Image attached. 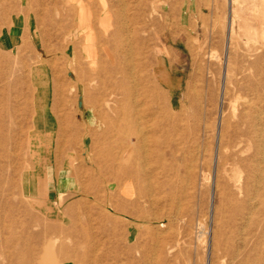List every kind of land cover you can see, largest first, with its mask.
<instances>
[{
  "label": "rangeland",
  "instance_id": "374dc122",
  "mask_svg": "<svg viewBox=\"0 0 264 264\" xmlns=\"http://www.w3.org/2000/svg\"><path fill=\"white\" fill-rule=\"evenodd\" d=\"M2 67L0 264H261L264 0H0Z\"/></svg>",
  "mask_w": 264,
  "mask_h": 264
},
{
  "label": "bare ground",
  "instance_id": "6f19581e",
  "mask_svg": "<svg viewBox=\"0 0 264 264\" xmlns=\"http://www.w3.org/2000/svg\"><path fill=\"white\" fill-rule=\"evenodd\" d=\"M109 12V11H108ZM124 19V18H123ZM126 19H127V17H126ZM124 22V21H123ZM234 22H235V20H234V18L233 19H231L230 20V32H233V30H234ZM126 24V23H125ZM86 26H87V21H85V20H83L82 21V23H81V25H80V27L79 28H82V27H85L86 28ZM129 30V29H128ZM127 31V30H126ZM131 33V32H130ZM75 34V33H74ZM129 37V36H128ZM129 39V38H128ZM88 40V45H87V47H89L90 49H92V52L94 53V47H93V45H92V43L89 41V39H87ZM128 42V41H127ZM128 44H130V43H128ZM130 48V47H129ZM106 50V52L108 51V53H109V56H110V59L112 60V63H110V66L108 67V68H102L103 70V72L104 71H106V73H105V75H108V76H110L111 77V86H112V89H122L124 92V95H126L127 94V97H129V95H130V92H129V88H128V86H127V83L129 82V80H130V78H131V70H129V67H128V63L126 62L127 60L125 59V62H124V65L122 64L123 62H121V60H120V57H118V55L116 54V53H112L111 51H109L108 49H105ZM120 50V49H119ZM118 50V51H119ZM92 53V54H93ZM125 53V50L123 51V54ZM127 53V52H126ZM130 53V52H129ZM129 53H127V54H129ZM131 54V53H130ZM94 56V55H93ZM129 56V55H128ZM127 55L125 56V54H124V58H126V57H128ZM131 60V59H130ZM131 63V62H130ZM100 64V63H99ZM83 65V64H82ZM109 65V64H108ZM82 67V66H81ZM99 67V66H98ZM131 67V66H130ZM132 68V67H131ZM98 69V68H97ZM95 70V73H93V74H97V73H99L98 72V70ZM1 70H2V74L1 75H3L2 77L0 76V81H1V79H5L6 77V75H5V72H4V70H3V67L1 68ZM82 72H80V74H81ZM83 73H84V70H83ZM80 74H78V75H80ZM85 74V73H84ZM83 74V75H84ZM82 75V74H81ZM82 75V76H83ZM98 75V74H97ZM117 75H121L120 76V78H118L117 77ZM81 76V77H82ZM79 77V76H78ZM80 77V78H81ZM75 78V77H74ZM84 78H85V75H84ZM86 78H87V76H86ZM72 79V78H71ZM70 79V80H71ZM83 79V78H82ZM95 79H97L96 77H95ZM115 79V80H114ZM59 80V79H58ZM73 80V79H72ZM90 80H92V81H94V79H90ZM100 80V79H99ZM81 81V80H80ZM96 81V80H95ZM79 82V81H78ZM90 83V82H89ZM223 83V82H222ZM44 83H42V85H43ZM76 84V83H75ZM84 86V85H83ZM73 87V86H72ZM76 88H77V86H76ZM43 90V89H42ZM34 94H36V91L34 92ZM44 90H43V92L42 91H40V94L38 93V96H39V98H38V101H40L41 102V108H40V105H39V110L41 111V112H44L45 111V106H44V103H45V101H44ZM113 95V94H112ZM98 99L99 98H97V97H90L89 95L86 97V101L88 102V103H90L91 105H94V104H96L97 102H98ZM102 99V98H101ZM222 99V98H221ZM103 100V99H102ZM83 102V101H82ZM85 102V101H84ZM137 103V102H136ZM78 104H79V102H78ZM123 105H128V102H126V100L125 101H123ZM43 113H42V118L39 120V123H40V121H43ZM44 122V121H43ZM135 122V121H134ZM38 123V124H39ZM45 123V122H44ZM48 124H44V127H45V136L47 137V130H48ZM220 128V127H219ZM254 128V127H253ZM260 129H262V128H260ZM140 130V129H139ZM140 132V131H139ZM142 132V131H141ZM262 132V131H261ZM143 133V132H142ZM145 133V132H144ZM144 133H143V135H144ZM40 134V133H39ZM38 133L35 135V136H33V146L34 147H37V145L36 144H34V139H36V137L39 135ZM242 134V136H245V137H249L250 136V134H251V130L250 129H248V131L246 132V133H241ZM141 136V135H140ZM38 139V138H37ZM145 140V139H144ZM32 141V140H31ZM218 141V140H217ZM142 142H143V140H142ZM40 144V143H39ZM45 145V144H44ZM217 145V144H216ZM40 146V145H39ZM264 149V148H263ZM263 151V150H262ZM264 152V151H263ZM262 152V153H263ZM36 149H35V151H34V154H33V156H36ZM256 156L257 155H259L260 156V159H258L257 160V165H259L260 163H263L264 162V157L261 155V151H259V149H258V147H257V149H255V153H254ZM43 161V160H42ZM45 161V160H44ZM46 163V162H45ZM45 167V166H44ZM43 167V168H44ZM263 171H264V169H262V173H263ZM50 171L48 170L47 171V173H46V175L47 176H50ZM241 176V175H240ZM262 176H263V174H262ZM33 178H36V177H34L33 176ZM263 179H261L262 181L264 180V176L262 177ZM149 180V179H148ZM49 180H47V182H46V184H44V187H42L43 185L41 184V183H38V182H36L35 184H33V188H34V190H33V197L35 196V199L36 200H38L39 199V201H40V198H42L41 200L43 201V200H45V197H46V194L48 195V194H50V195H54V193H55V188L53 187V185L51 184V182H48ZM259 181V180H258ZM48 189V190H47ZM87 195V194H86ZM249 195V190H248V188L247 187H245V196L247 197ZM88 196V195H87ZM40 197V198H39ZM153 200V199H152ZM40 203H41V201H40ZM40 203H38L39 205H40ZM44 209H46L47 210V208H44ZM158 210V209H157ZM160 210V209H159ZM156 224V223H155ZM264 224V223H263ZM53 228H55V227H53ZM204 228V227H203ZM61 229H62V227H61ZM159 229H160V227H159ZM68 230V229H67ZM209 244V243H208ZM258 259V258H257ZM257 262H261V264H264V257H261L260 259H258V261Z\"/></svg>",
  "mask_w": 264,
  "mask_h": 264
}]
</instances>
